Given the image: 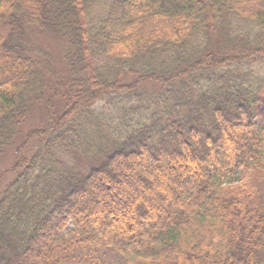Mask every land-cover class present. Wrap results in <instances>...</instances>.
<instances>
[{"label": "trees", "instance_id": "trees-1", "mask_svg": "<svg viewBox=\"0 0 264 264\" xmlns=\"http://www.w3.org/2000/svg\"><path fill=\"white\" fill-rule=\"evenodd\" d=\"M0 70V264H264V0H0Z\"/></svg>", "mask_w": 264, "mask_h": 264}, {"label": "rangeland", "instance_id": "rangeland-1", "mask_svg": "<svg viewBox=\"0 0 264 264\" xmlns=\"http://www.w3.org/2000/svg\"><path fill=\"white\" fill-rule=\"evenodd\" d=\"M40 44L43 45L46 50L51 54L53 60L58 61V57L61 58L63 54V43L58 38H47V39H40ZM59 62V61H58ZM1 71V70H0ZM264 73V70L261 71ZM150 84V83H149ZM148 88V87H147ZM152 89V86L149 85V89ZM103 106V103H99L95 106V108H99ZM42 110V111H41ZM37 110L32 117H30L22 126L19 131V135L15 139V143L11 145L1 156H0V190L14 177L10 170L14 164V157L13 152L16 146L20 145L23 142V138L25 134L34 129L36 126L41 124L44 119V112L43 109ZM43 112V113H42ZM256 121L262 127H264V84L262 90L259 92L257 96V103H256Z\"/></svg>", "mask_w": 264, "mask_h": 264}]
</instances>
